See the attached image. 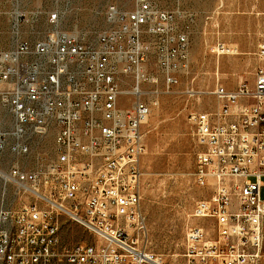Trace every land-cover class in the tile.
I'll return each mask as SVG.
<instances>
[{
  "label": "built area",
  "instance_id": "built-area-1",
  "mask_svg": "<svg viewBox=\"0 0 264 264\" xmlns=\"http://www.w3.org/2000/svg\"><path fill=\"white\" fill-rule=\"evenodd\" d=\"M179 17L136 0L128 13L109 8L113 28L96 45L57 32L0 50V103L11 122L8 129L0 120V151L27 154L30 135L55 129L56 154L34 170L0 175L33 198L0 213V264H163L147 247L142 208V127L158 103L146 98L160 94L144 89L157 83L144 65L154 50L166 93H174L190 68ZM255 56L252 87L219 85L218 108L190 114L201 148L192 177L208 192L192 216L210 222L214 237L203 226L187 229V264H264V44ZM129 79L134 87L124 90ZM64 219L94 241L64 245Z\"/></svg>",
  "mask_w": 264,
  "mask_h": 264
},
{
  "label": "rangeland",
  "instance_id": "rangeland-1",
  "mask_svg": "<svg viewBox=\"0 0 264 264\" xmlns=\"http://www.w3.org/2000/svg\"><path fill=\"white\" fill-rule=\"evenodd\" d=\"M156 9L180 14L177 29L187 33L190 68L181 73L174 93L165 89V78L154 50L144 68L157 83L144 85L159 91L147 101H157L143 125L146 153L142 160V208L147 221V247L163 264H187L185 235L191 227L203 226L214 237L211 223L194 218L207 190L195 185L192 174L201 148L190 122L192 112H213L219 104L212 94L219 85L235 90L253 86L256 52L264 44V0H149ZM136 0H0V50L18 42L34 44L57 32L96 45L98 38L113 28L107 19L110 7L128 13ZM57 16L55 22L51 18ZM116 25V24H115ZM152 43L153 38L145 37ZM221 46H224L222 50ZM134 82L122 84L131 90ZM121 105L128 106L124 98ZM0 120L10 128V114L0 103ZM30 151L18 155L0 151V175L13 167L31 171L55 159V129L44 136H29ZM33 202L14 184L0 177V213L16 212ZM61 239L74 246L94 239L84 229L62 221Z\"/></svg>",
  "mask_w": 264,
  "mask_h": 264
},
{
  "label": "bare ground",
  "instance_id": "bare-ground-1",
  "mask_svg": "<svg viewBox=\"0 0 264 264\" xmlns=\"http://www.w3.org/2000/svg\"><path fill=\"white\" fill-rule=\"evenodd\" d=\"M155 105H158V103H156Z\"/></svg>",
  "mask_w": 264,
  "mask_h": 264
}]
</instances>
